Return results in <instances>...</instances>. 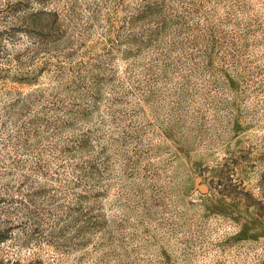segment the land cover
<instances>
[{
  "label": "rangeland",
  "instance_id": "374dc122",
  "mask_svg": "<svg viewBox=\"0 0 264 264\" xmlns=\"http://www.w3.org/2000/svg\"><path fill=\"white\" fill-rule=\"evenodd\" d=\"M0 264H264V0H0Z\"/></svg>",
  "mask_w": 264,
  "mask_h": 264
},
{
  "label": "water",
  "instance_id": "95a60500",
  "mask_svg": "<svg viewBox=\"0 0 264 264\" xmlns=\"http://www.w3.org/2000/svg\"><path fill=\"white\" fill-rule=\"evenodd\" d=\"M200 191H201L202 193H205V192H206V188H205L204 186H202L201 189H200Z\"/></svg>",
  "mask_w": 264,
  "mask_h": 264
}]
</instances>
